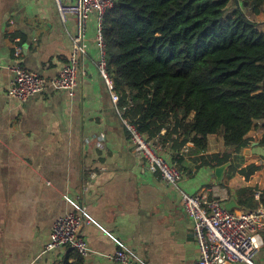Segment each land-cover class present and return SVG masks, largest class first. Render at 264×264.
Wrapping results in <instances>:
<instances>
[{
	"label": "crops",
	"instance_id": "1",
	"mask_svg": "<svg viewBox=\"0 0 264 264\" xmlns=\"http://www.w3.org/2000/svg\"><path fill=\"white\" fill-rule=\"evenodd\" d=\"M262 8L247 11L264 32ZM98 16L94 11L89 19L78 85L67 90L49 80L42 92L20 101L7 96L11 66L20 62L48 79L58 75L70 59L77 19L69 13L64 21L56 0H0V264H64L72 249L48 246L54 222L72 209L65 194L79 197L93 217L151 264H185L200 256L180 192L136 157L115 110L97 67ZM16 45L23 46L19 57ZM170 128L160 152L178 161L186 192L213 187L229 210L260 208L264 118L255 121L241 150L226 145L222 133H211L206 151H196L191 141L180 145L185 136ZM225 153L230 157L224 163L208 158ZM223 164L218 178L216 168ZM82 233L92 248L84 264H117L112 255L118 246L101 228L85 222ZM255 264H264V245Z\"/></svg>",
	"mask_w": 264,
	"mask_h": 264
},
{
	"label": "trees",
	"instance_id": "2",
	"mask_svg": "<svg viewBox=\"0 0 264 264\" xmlns=\"http://www.w3.org/2000/svg\"><path fill=\"white\" fill-rule=\"evenodd\" d=\"M230 1L239 6L227 15ZM261 7L264 0H116L104 15L108 70L140 131L166 129V138L171 127L196 151H206L211 133L236 150L248 144L264 118V32L247 8ZM72 251L64 264H84Z\"/></svg>",
	"mask_w": 264,
	"mask_h": 264
},
{
	"label": "built area",
	"instance_id": "3",
	"mask_svg": "<svg viewBox=\"0 0 264 264\" xmlns=\"http://www.w3.org/2000/svg\"><path fill=\"white\" fill-rule=\"evenodd\" d=\"M115 2L116 0H76L69 4L63 0H56L59 14L64 21L67 20L69 13L75 14L77 19V30L72 38L69 61L61 72L51 79L17 62L11 66L14 77L9 84L7 96L27 101L42 92L49 80L59 88L73 90L79 83L82 58L87 54L85 40L89 19L92 13L97 11L99 21L96 38L101 51L97 67L110 90L115 110L129 134L133 152L139 160L147 164L150 171L180 192L181 201L194 221L200 256L185 264H255V256L264 245V203L256 210L236 212L226 208L222 196L213 187L203 188L195 194L186 192L180 186L183 172L178 161L169 160L160 152L164 147L163 132L150 137L140 131L129 116L128 110L133 102L121 101L120 93L115 89L114 80L108 70L106 55L104 15ZM15 49L16 56L19 57L23 46L16 45ZM64 197L72 209L54 222L48 248L69 247L83 257L89 255L92 248L82 233V227L87 222L101 228L116 242L118 248L112 258L117 264H151L93 217L79 197L74 198L69 194H65Z\"/></svg>",
	"mask_w": 264,
	"mask_h": 264
},
{
	"label": "water",
	"instance_id": "4",
	"mask_svg": "<svg viewBox=\"0 0 264 264\" xmlns=\"http://www.w3.org/2000/svg\"><path fill=\"white\" fill-rule=\"evenodd\" d=\"M226 166H227L226 164H223V165H221V166H219V167L216 168V174H217L218 178L221 177L222 172L224 171V169L226 168ZM232 204H233V202L229 203L227 205V207L230 208V206H232Z\"/></svg>",
	"mask_w": 264,
	"mask_h": 264
},
{
	"label": "rangeland",
	"instance_id": "5",
	"mask_svg": "<svg viewBox=\"0 0 264 264\" xmlns=\"http://www.w3.org/2000/svg\"><path fill=\"white\" fill-rule=\"evenodd\" d=\"M234 9H235V3H234V1H230V3L228 4V7H227V15H231L232 14V12L234 11ZM249 15L251 16V11H249Z\"/></svg>",
	"mask_w": 264,
	"mask_h": 264
}]
</instances>
